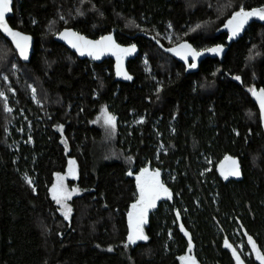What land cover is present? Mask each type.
<instances>
[{
  "label": "trees",
  "instance_id": "obj_1",
  "mask_svg": "<svg viewBox=\"0 0 264 264\" xmlns=\"http://www.w3.org/2000/svg\"><path fill=\"white\" fill-rule=\"evenodd\" d=\"M241 7L264 0H14L8 21L34 46L22 62L0 32V264H182L189 254L238 264L233 249L262 264L248 238L264 255V132L250 91L264 88V19L250 17L222 60L191 67L168 51L226 44ZM64 28L137 44L131 79L115 78L112 59H81L55 41ZM103 106L119 120L112 135L94 121ZM227 155L241 179L218 174ZM69 159L79 192L57 203ZM145 168L170 196L144 225L147 239L130 243Z\"/></svg>",
  "mask_w": 264,
  "mask_h": 264
},
{
  "label": "snow or ice",
  "instance_id": "obj_2",
  "mask_svg": "<svg viewBox=\"0 0 264 264\" xmlns=\"http://www.w3.org/2000/svg\"><path fill=\"white\" fill-rule=\"evenodd\" d=\"M11 3L12 0H0V29H2L4 32H6L9 36L12 37V39L16 43V47L20 50V54L25 58H27V48L30 37L24 36L21 33L12 30L6 22V13L11 12L12 10L10 7ZM252 16H257L260 19H264V9L245 11L244 8L241 7L240 10L233 15L232 19L228 21V26L231 27L233 36L238 34V32L242 29L243 25ZM63 35L76 36L77 39L83 41L86 46H91L88 54L94 55L95 58L97 59L99 58V51H100L98 46L101 45L102 42L104 41L110 42V45H106V46H113L117 48L119 47L118 45H115L114 42H112L111 36L103 37L102 41H97L93 43L91 41L84 40L83 37H78L77 34L75 33H65ZM72 46L77 47L78 45L76 43H73ZM180 48L187 50L185 52V58H187L188 55L197 57L202 54L196 52L194 49L191 48V45L188 44H182L180 45ZM132 50H134V46L132 49H120V51L125 53L131 52ZM208 51L218 53L222 51V47L208 49ZM81 54H83V51L81 52ZM190 66L195 67V64H192ZM122 74L124 75L125 79H131V77L128 76L126 73H122ZM237 79H239V77H237ZM250 91H253V94L257 95L260 101L261 108L264 109V89H261L259 93H256L255 90H250ZM0 95H2V93H0ZM105 123L110 127H112L113 129L115 128V117L107 113L106 109H105ZM61 130H62V126H61ZM69 163L74 164V161H70ZM70 174H73L71 169H70ZM146 174H148V170L144 169L141 172L140 177H137L138 187H139V199L136 204L132 205V208L135 210L134 224L132 222L133 213H129L130 225H132V232L128 236V240L130 243H135L137 240L147 239V236L143 234L141 225L146 222V214L148 208L155 207V201L159 199L161 195L170 196L168 189L159 180V176H160L159 170L155 171L154 173L148 174L149 178L145 182L141 183L140 182L141 177L145 176ZM239 174H240L239 167L236 164V162L233 161V167L225 175V178H227V175L238 176ZM129 175H131V173H129ZM63 180L64 177L58 176V182L56 185L53 186L52 189L53 198L56 200L57 203H61L64 198H70L71 196V193L66 191ZM28 183L31 184L30 179L28 180ZM70 211L71 209L67 208V210L64 212L65 217L69 215ZM248 242L252 245L253 250L257 252V259L261 260L262 264H264V255H261L259 251L256 249L255 242L252 240L251 237L248 238ZM225 245L227 247H231V245L228 244L227 241H225ZM109 251H111V249H109ZM233 254L236 256V260L238 264H243V262L240 260L239 255L236 253L235 249H233Z\"/></svg>",
  "mask_w": 264,
  "mask_h": 264
},
{
  "label": "water",
  "instance_id": "obj_3",
  "mask_svg": "<svg viewBox=\"0 0 264 264\" xmlns=\"http://www.w3.org/2000/svg\"><path fill=\"white\" fill-rule=\"evenodd\" d=\"M13 3L14 0H12V3L10 5L11 7V12L6 13V22L8 24V26L16 31L21 33L24 36L30 37V40L28 42V48H27V58H25L24 56H22L20 54V50L16 47V43L15 41L12 39L11 36H9L6 32H4L2 29H0V32L2 33V35L4 37H6L12 44V46L14 47V49L17 51V54L20 58V60L22 62H28L32 56L33 53V46H34V37L26 32H23L17 28H14L10 25L8 19L9 17H11L13 15ZM233 15L231 16L230 19H232ZM229 19V20H230ZM228 20V21H229ZM228 21L225 24V29L228 31V36L226 39V44H215L213 46H210L208 48L202 49V50H196L192 45L191 48L194 49L196 52L202 53L201 55L197 56V57H193L191 55H188L187 58H185V52L187 51L186 49H181L179 44L175 47L170 48L168 51H171L179 60L184 61L185 63L189 64V61H192V64H195V66L200 62V60L206 58V57H216L219 60H222L224 54L226 53V51L228 50L229 46L231 45V43L235 40H237L245 31L247 25H248V20L247 22L243 25L242 29L238 32L237 35L233 36L232 34V29L230 26H228ZM65 33H75L77 34L78 37H83L84 40L86 41H91L93 43L97 42V41H102L103 37H108L111 36L112 37V42H114L115 45H118L119 47H113V46H106V45H110V42L104 41L101 43V45L98 46V48L100 49L99 51V58H95L94 55H89V49L91 48V46H86L84 44L83 41H80L77 39L76 36H65L63 34ZM54 40L65 45L68 49H70L72 52H74L79 58L81 59H89L93 62L96 63H101L102 61L106 60V59H112L113 60V68H114V74H115V78L120 80V81H128L130 79H125L124 75L122 73H126L128 76L131 77L130 72L128 71V67H127V63L130 59L134 58L138 53H139V47L137 44L135 43H130V44H121L116 40L115 37V32L111 31L109 33H106L98 38H92L89 37L81 32L76 31L73 28H64L62 30H60L57 34L54 35ZM71 41V42H70ZM76 43L78 46L77 47H73L72 44ZM156 43L158 45H160L159 42L156 41ZM190 45V44H189ZM134 46V50H132L131 52H122L120 51V49H132ZM217 47H222V51L218 52V53H214V52H210L208 51V49H213V48H217ZM83 51V54H81V52ZM179 53V54H178ZM120 73V74H118ZM261 89H264L262 86L258 87V88H254L253 90H255L256 93H259ZM251 99L253 100V102L256 104L258 111H259V116H260V123H261V127L262 130L264 132V109L261 108L260 105V101L257 97V95L253 94V91H251ZM233 161L236 162V164L239 167V172L240 174L238 176H233V175H227V178H225V175L228 173V171L233 167ZM216 169L218 174L223 178V179H241L243 177V172H242V168H241V164L239 161V158L237 156H233V155H227L225 157H223L220 161H218L217 165H216ZM141 173L138 174V176H140ZM138 183V182H137ZM161 197V196H160ZM160 199V198H159ZM159 199H157L155 201V207H150L147 210V214H146V222L144 224L147 223L150 214L154 211V209L157 207L158 203H159ZM129 213H133V218H132V222L133 224L135 223V210H130ZM129 213L127 216V221H128V228H129V234L132 232V225H130V219H129ZM183 258V259H182ZM181 258L182 264H203L201 263L194 255H186L183 256Z\"/></svg>",
  "mask_w": 264,
  "mask_h": 264
},
{
  "label": "rangeland",
  "instance_id": "obj_4",
  "mask_svg": "<svg viewBox=\"0 0 264 264\" xmlns=\"http://www.w3.org/2000/svg\"><path fill=\"white\" fill-rule=\"evenodd\" d=\"M261 9H264V7L261 8ZM251 18H258V19H260V18L257 17V16H252ZM105 109L107 110V113H109V114H111L112 116L115 117V128H114V129L105 123ZM139 120H141V118H140ZM94 121H95V123H97V124L103 126V127L109 132V133H111V135L114 134V131H115V129L117 128V125H118V122H119L117 116H116L115 114L111 113V112L108 110V108H107L106 106H103V107L101 108L100 112L98 113V115L96 116V118H95ZM70 161H74V164H70V163H69ZM69 162H68V166H67V168H66V172L63 173V174H59L58 176H62V177H64L63 183H64V185H65L66 191L69 192V193H71V196H70V197H72L74 194L78 193L79 190H78V188H77L75 185H72L71 183H69L68 180H69V179H75V178L77 177L78 170H77V163L75 162L74 159H69ZM70 169L72 170V173H73V174H70ZM150 170H151V169H150ZM154 172H155V170H154ZM154 172H153V173H154ZM58 176H57V178H56L55 185H56L57 182H58ZM148 178H149V176L147 175V176L144 178L143 182H145ZM160 179H161V175L159 176V180H160ZM143 182H141V183H143ZM160 182H161V181H160ZM52 189H53V188H52ZM52 192H53V191H52ZM167 196H168V195H161L160 198H161V199H165ZM68 199H69V198H64V199L62 200L61 203H64V202H65L66 200H68ZM138 199H139V197L137 198V200H136V202H135L134 204L137 203ZM132 210H134V209L132 208ZM141 227H142V226H141ZM142 230H143V234H144V227H142Z\"/></svg>",
  "mask_w": 264,
  "mask_h": 264
},
{
  "label": "flooded vegetation",
  "instance_id": "obj_5",
  "mask_svg": "<svg viewBox=\"0 0 264 264\" xmlns=\"http://www.w3.org/2000/svg\"><path fill=\"white\" fill-rule=\"evenodd\" d=\"M190 65H192V61H191V60L189 61V66H190ZM145 169L148 170V174L153 173L154 170L157 171L156 169H152V168H145ZM150 169H151V170H150ZM143 170H144V169H143ZM143 170H142V171H143ZM142 171H140L139 173H141ZM139 173H138V174H139ZM159 173H160V172H159ZM138 174H137L136 176H137V177H140V176H138ZM148 174H146L145 176L141 177L140 182H143L144 178H145ZM160 175H161V173H160ZM160 181H161V179H160ZM137 182H138V181H137ZM160 199H161V198H160ZM160 199H159V201H160ZM144 225H145V224L143 223L141 226L144 227Z\"/></svg>",
  "mask_w": 264,
  "mask_h": 264
}]
</instances>
